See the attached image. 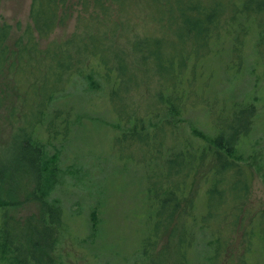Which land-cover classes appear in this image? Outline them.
<instances>
[{"label": "trees", "instance_id": "obj_1", "mask_svg": "<svg viewBox=\"0 0 264 264\" xmlns=\"http://www.w3.org/2000/svg\"><path fill=\"white\" fill-rule=\"evenodd\" d=\"M71 1L31 0L14 40V25L0 13V105L16 91L6 118L21 129L0 146V264H77V254L61 249L70 216L53 196L63 181L59 150L49 160L48 148L72 138L79 108L95 111L94 100L82 102L81 77H100L105 108L121 128L116 147L139 153H120L123 173L145 170L132 215L144 237L124 263L221 264L252 212L255 171L264 179L260 140L251 134L254 92H237L250 39L258 36L263 51L264 0H79L72 34L43 47L73 16ZM212 77H229L227 87L213 93ZM193 112L189 135L182 120ZM21 197L37 212L18 217ZM260 215L245 230L243 264H255L257 253L264 264ZM75 232L82 259L99 252L100 240L90 246ZM94 257L86 263L98 264Z\"/></svg>", "mask_w": 264, "mask_h": 264}, {"label": "rangeland", "instance_id": "obj_2", "mask_svg": "<svg viewBox=\"0 0 264 264\" xmlns=\"http://www.w3.org/2000/svg\"><path fill=\"white\" fill-rule=\"evenodd\" d=\"M30 6L31 0H2L0 13L14 25L12 40L22 32L18 28V23L24 27L28 22ZM71 6L73 16L66 23L59 25L50 38L41 41L43 47L52 40H61L72 34L76 27L77 16L82 8L79 0H72ZM257 38L258 36L254 40L250 39L247 45L250 50L247 49L244 53V56L248 57L246 77L242 78L243 81L239 84L237 92L238 94L247 90L254 92L252 99L256 100L257 120L255 123L257 126L254 133L252 131L251 134L256 139L259 138L260 142L257 147H261L258 150L264 154V97H262L264 96V47L263 51L259 50L261 46H259ZM249 54L251 56H248ZM218 61H220L218 57H215L212 63L215 64ZM212 78V87L215 90L213 93L227 87L229 77ZM88 79L89 77L78 78L84 84L82 102L94 100L93 109L95 111L85 112L79 108V115L83 121L75 125L76 130L72 138L62 145L57 144L55 147L52 145L48 148L51 150L48 154L49 160H51L54 151L59 150L57 155L58 165L61 168L59 177L63 181L62 187L53 189V196L61 199L58 201L67 208V213L70 216V221L66 223L67 226L64 229L67 235H64L61 249L64 256L68 255V250L73 253V256L77 254L79 257L77 264H87L88 258L90 259V255L94 253L95 256H98L94 257L95 260H98V264H125L124 258L127 255L129 257L128 252L134 253L135 249L140 248L141 240L144 237L143 232H135L132 215L135 209H139L138 197H142L141 193L145 182L143 171L145 170L138 167L134 171L123 173L124 168L118 162L121 158L120 153L125 156L132 153L138 155L139 153L134 149L123 147L121 151L119 147H116L115 135H119L121 128L116 127L110 111L105 108V104L108 102L102 95L101 79L100 77H91L94 79L93 83ZM9 93L11 95L8 96L5 104L0 105V146H7L15 133L21 130L20 126L14 125L6 118L9 103L17 100L16 91L10 89ZM194 115L193 112L183 116L182 123L185 127L182 128V131L189 135L193 128L189 119L194 120ZM194 194V192L189 194L187 201ZM21 201L22 203L16 209L18 217H28L37 212L38 205L34 200L27 201L26 197H21ZM249 206L252 212L248 215L244 228L237 235L238 241L235 242L234 250L229 257L226 256L221 264H229L228 261L230 264H243L244 254L248 251L246 242L243 240L245 230L254 220H258L261 211H264V179L262 172L258 170L255 171ZM99 227L103 228V231L96 237V230ZM74 231L77 232L78 240L81 243L86 242L91 246L92 243L100 240L97 249L102 253L91 250L87 258L82 259L77 246L72 243L71 233ZM208 238L207 234L205 240L207 241ZM135 257L141 259L143 256H137L136 251ZM252 261L255 264H263L262 255L255 254Z\"/></svg>", "mask_w": 264, "mask_h": 264}]
</instances>
